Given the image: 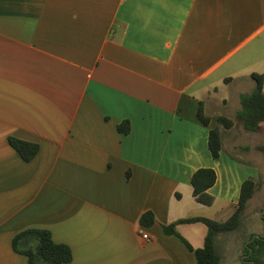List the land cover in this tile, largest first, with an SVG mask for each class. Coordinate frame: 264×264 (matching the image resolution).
<instances>
[{
  "label": "crops",
  "instance_id": "crops-1",
  "mask_svg": "<svg viewBox=\"0 0 264 264\" xmlns=\"http://www.w3.org/2000/svg\"><path fill=\"white\" fill-rule=\"evenodd\" d=\"M252 73L264 75V0H0V264H28L12 247L27 229L69 246L71 264H197L164 227L226 220L256 173L223 137L217 160L207 146ZM200 168L216 173L208 206L192 195ZM176 232L198 249L207 227Z\"/></svg>",
  "mask_w": 264,
  "mask_h": 264
},
{
  "label": "trees",
  "instance_id": "trees-1",
  "mask_svg": "<svg viewBox=\"0 0 264 264\" xmlns=\"http://www.w3.org/2000/svg\"><path fill=\"white\" fill-rule=\"evenodd\" d=\"M254 89L250 93L239 96L240 109L236 118L242 123L247 132L256 133L264 126V75L252 73ZM197 118L204 126H208L210 118L205 114L203 103H199ZM216 126L208 133V150L211 157L217 160L222 150V130H230L234 126L232 119L225 116L217 117ZM119 133L128 134L130 124L124 121L117 126ZM10 146L22 157L24 161L32 160L38 153L39 147L35 143L9 137ZM192 195L195 200L203 205H211L212 198L207 194L208 189L216 182V173L211 168H200L191 177ZM257 182L254 178L244 180L240 186L239 198L228 218L217 221L205 217H192L178 220L164 227L165 233L176 235L184 242L190 251L194 253L197 264H222V255L218 249V236L232 234L243 225V216L249 201L257 190ZM155 222L151 212L141 215L139 223L148 227ZM203 223L207 227V234L201 248L193 249L188 242L176 232V226L184 223ZM264 226V214L261 220ZM255 234H251L245 242L242 250V264H264V233L252 240ZM225 239V238H222ZM247 244V245H246ZM15 252L27 257L28 264H71L72 251L69 246L53 241L51 232L46 229H27L12 240Z\"/></svg>",
  "mask_w": 264,
  "mask_h": 264
},
{
  "label": "rangeland",
  "instance_id": "rangeland-1",
  "mask_svg": "<svg viewBox=\"0 0 264 264\" xmlns=\"http://www.w3.org/2000/svg\"><path fill=\"white\" fill-rule=\"evenodd\" d=\"M230 119L235 122L234 127L229 131L221 128L224 148L227 153L241 160L242 164L252 165L256 173L247 170L246 178H254L258 187L244 213L241 228L232 234L220 236L217 246L222 255V264H242L241 254L249 236L251 234L259 236L264 233L261 222L264 214V126L258 132L251 133L243 129L242 123L236 117H230ZM204 209H211L212 214L213 212L221 214L217 206L213 208L205 206ZM222 238L225 239L222 240Z\"/></svg>",
  "mask_w": 264,
  "mask_h": 264
},
{
  "label": "built area",
  "instance_id": "built-area-1",
  "mask_svg": "<svg viewBox=\"0 0 264 264\" xmlns=\"http://www.w3.org/2000/svg\"><path fill=\"white\" fill-rule=\"evenodd\" d=\"M142 238H143V239H147L148 236H147L146 234H142Z\"/></svg>",
  "mask_w": 264,
  "mask_h": 264
},
{
  "label": "water",
  "instance_id": "water-1",
  "mask_svg": "<svg viewBox=\"0 0 264 264\" xmlns=\"http://www.w3.org/2000/svg\"><path fill=\"white\" fill-rule=\"evenodd\" d=\"M258 237H259V236H257V235L253 236L252 240L255 239V238H258ZM246 245H247V244H246Z\"/></svg>",
  "mask_w": 264,
  "mask_h": 264
}]
</instances>
